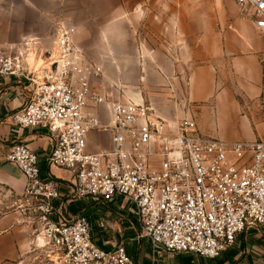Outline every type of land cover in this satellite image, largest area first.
<instances>
[{
  "label": "built area",
  "instance_id": "obj_1",
  "mask_svg": "<svg viewBox=\"0 0 264 264\" xmlns=\"http://www.w3.org/2000/svg\"><path fill=\"white\" fill-rule=\"evenodd\" d=\"M231 1L264 37V0ZM75 33L68 21L54 22L40 77L21 48H0V79L31 86L13 123L44 130L53 141L44 156L16 143L5 157L24 178L16 207L35 225L28 239L32 264H137L123 244L98 246L86 213L53 220L62 196L57 181L42 177L43 163L71 174L77 199L132 203L138 238L152 249L216 259L246 227H264V140L206 137L192 116L165 119L147 103L100 91L93 81L103 69L87 58ZM91 133L108 134L110 148L89 151Z\"/></svg>",
  "mask_w": 264,
  "mask_h": 264
},
{
  "label": "crops",
  "instance_id": "obj_2",
  "mask_svg": "<svg viewBox=\"0 0 264 264\" xmlns=\"http://www.w3.org/2000/svg\"><path fill=\"white\" fill-rule=\"evenodd\" d=\"M230 4L234 3L231 0H0V48H18L27 41L28 47L34 48V58L45 61L38 57L44 58L50 49L52 25L59 20L68 21L76 29L75 42L89 60L103 69L102 78L93 81L95 88L108 92L107 88L116 85L113 89L120 99L136 101L139 97L158 116L169 119L176 100L168 99V91L173 90L175 99L179 97L176 80L181 69L193 70L186 89V101L190 104L212 99L207 75L213 68L212 62L217 69L230 63L240 74L235 79L239 81L233 83L245 86L246 92L255 94L259 90L260 65L255 63L254 55L249 57L247 53L249 46L260 51L261 40L254 36V26L244 25L236 16L229 20ZM170 50L176 53L177 63L168 58ZM30 71L37 75V71ZM121 84L140 90H123ZM30 89V83L23 79H0V264H32L28 239L35 228L16 207L23 193L24 178L5 157L16 143L26 145L39 156L46 155L53 144L44 130L23 129L11 119L30 95ZM157 90L162 94H157ZM212 101L216 108L221 105L237 108L224 94ZM95 135L103 136L107 146L89 140L98 138ZM87 139L89 151L110 148L108 134L92 133ZM42 177L59 184L62 197L54 201L58 217H52L53 220H67L86 213L95 243L107 249L123 244L137 264H264V227H246L233 246L216 259L152 249L147 240L138 238V218L135 208L130 212L133 216L129 214L127 206L132 203L128 200L77 199L70 191L71 174L46 163L42 164Z\"/></svg>",
  "mask_w": 264,
  "mask_h": 264
},
{
  "label": "rangeland",
  "instance_id": "obj_3",
  "mask_svg": "<svg viewBox=\"0 0 264 264\" xmlns=\"http://www.w3.org/2000/svg\"><path fill=\"white\" fill-rule=\"evenodd\" d=\"M229 14V20H231L233 16H236L237 19L239 18V20L244 23V25H249L253 28L249 17L242 13L234 4H230ZM253 34L256 38L261 40V48L260 51H254L253 47L249 46L247 54L250 55L249 57L254 55L255 63L260 65L262 81L259 86V90L255 94L246 92L245 86L233 83L234 81H239V79H235L240 77V74L239 71H235L231 67L230 63L222 69H217L215 68V63L212 62L213 68L207 72V75L210 76L211 85L208 88L213 93L212 99L203 104H190L186 101V89L189 87V77L193 70L185 69L184 71L181 69L180 74L178 73L177 75L178 79L176 80L179 94L177 99L173 97L174 92L171 90V86L168 85L171 90L168 91L170 93V95H168V99L173 101L176 100L172 103V115L169 120H178L184 115L192 116L197 122L199 132L202 135L224 141L264 140V37L259 35L255 28H253ZM18 48H21L20 50H22V53L26 54L27 51L24 50V47L20 46ZM31 49L34 52V48L30 47L29 50ZM165 49H167V47ZM171 49L173 48L171 47ZM168 52V58L174 63H177L176 53L171 50ZM38 58L43 59V57ZM136 87L139 88L138 86ZM113 88H117V86L112 85L107 88V91L108 93H112L114 96H117ZM121 88L123 90L131 89L123 84H121ZM131 90L140 89L132 88ZM161 92V90H157V94H162ZM220 94H224L229 97L230 101L234 102L237 108L229 105H225V107L221 105L216 108L212 100ZM207 115L209 116V119L205 118ZM210 133H213L214 135ZM97 136L98 138L94 140L92 138L89 140L93 141L94 144H98L103 147L107 146V141L103 138V136H101V138L100 135ZM97 136L95 135L94 137ZM127 207H130L128 210L129 214L131 209L135 208L133 204H129Z\"/></svg>",
  "mask_w": 264,
  "mask_h": 264
},
{
  "label": "bare ground",
  "instance_id": "obj_4",
  "mask_svg": "<svg viewBox=\"0 0 264 264\" xmlns=\"http://www.w3.org/2000/svg\"><path fill=\"white\" fill-rule=\"evenodd\" d=\"M30 47H28L27 52L25 54L24 57V61L26 62V64L29 66L30 69H33L34 71H37V76L40 77L41 76V72H42V68L46 67L47 64H45V61H37L34 58V52L33 50H29ZM34 53V54H32ZM54 56V55H53ZM136 103H140V98L138 97V99L136 101H134Z\"/></svg>",
  "mask_w": 264,
  "mask_h": 264
}]
</instances>
